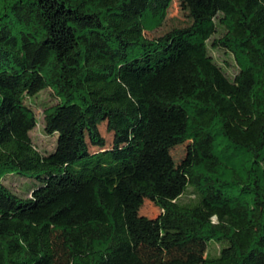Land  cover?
Listing matches in <instances>:
<instances>
[{"label": "trees", "instance_id": "trees-1", "mask_svg": "<svg viewBox=\"0 0 264 264\" xmlns=\"http://www.w3.org/2000/svg\"><path fill=\"white\" fill-rule=\"evenodd\" d=\"M171 1L0 0V264H264V0H178L192 24L146 37ZM186 142L183 168L143 149ZM121 181L160 214L127 217Z\"/></svg>", "mask_w": 264, "mask_h": 264}, {"label": "rangeland", "instance_id": "rangeland-1", "mask_svg": "<svg viewBox=\"0 0 264 264\" xmlns=\"http://www.w3.org/2000/svg\"><path fill=\"white\" fill-rule=\"evenodd\" d=\"M191 24L192 19L187 6L178 0H172L167 8L163 24L157 30L146 33V37L151 39L157 38L173 29L185 28ZM212 54L216 57L218 62L225 67L229 76L236 73L237 68L231 55L224 53L222 50H213ZM56 102L57 99L52 95L50 90L42 91L38 95L26 99V103L34 110L38 121L36 128L30 132V137L34 146L43 154L52 152L56 141V136H48L43 131V111L46 107ZM99 130L101 135L106 139L107 148H110L112 146V133L106 131V123L100 125ZM156 147L157 145L154 143H151V146L143 144L147 160L160 169L183 168L188 166L192 160L190 142H186L171 149L164 159L156 152ZM90 151L96 152L97 149L90 147ZM29 182L30 183H28L26 179L15 174L8 175L7 178L4 179L5 185L19 195H25L24 190L36 183L34 180H29ZM25 184L27 185L25 186ZM119 192L123 202L130 205V210L125 212L127 217L137 218L145 216L152 219L160 214L159 208L152 202L142 196L130 193L124 181H121L119 184Z\"/></svg>", "mask_w": 264, "mask_h": 264}]
</instances>
